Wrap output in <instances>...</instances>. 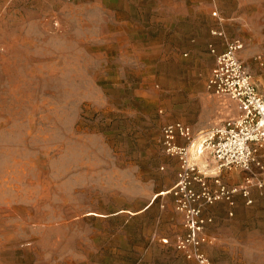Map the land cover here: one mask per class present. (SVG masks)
<instances>
[{"label":"rangeland","instance_id":"rangeland-1","mask_svg":"<svg viewBox=\"0 0 264 264\" xmlns=\"http://www.w3.org/2000/svg\"><path fill=\"white\" fill-rule=\"evenodd\" d=\"M218 37L264 83V0H0V264H193L161 135L236 115L208 89ZM244 171L254 203L213 219V264H264V169Z\"/></svg>","mask_w":264,"mask_h":264},{"label":"built area","instance_id":"built-area-1","mask_svg":"<svg viewBox=\"0 0 264 264\" xmlns=\"http://www.w3.org/2000/svg\"><path fill=\"white\" fill-rule=\"evenodd\" d=\"M243 48L244 42L240 38L228 40L223 51L211 46L216 62L208 79V89L235 101L238 113L233 118L226 119L223 125L209 132L198 131L184 121L168 122L162 128L161 143L166 154L180 160L178 179L166 190L174 196L185 229L174 245L193 264H213L203 245L211 241L206 226L214 218L206 215L204 209L220 200L234 206L237 194L243 195L246 205L254 203L251 176L246 177L244 185L228 186L222 181L220 172L235 167L253 172L254 165L264 169L257 157V152L264 146V95L238 54ZM261 65H264L263 60ZM206 150L216 161L215 171L211 173L207 168L199 167L194 159ZM211 176L215 179V188L210 184ZM258 187L264 191V180H259ZM169 240L163 241L168 243Z\"/></svg>","mask_w":264,"mask_h":264},{"label":"crops","instance_id":"crops-1","mask_svg":"<svg viewBox=\"0 0 264 264\" xmlns=\"http://www.w3.org/2000/svg\"><path fill=\"white\" fill-rule=\"evenodd\" d=\"M218 36H221V35L218 34ZM218 38H220L216 42L217 43V46H218V50L219 51H223V50L226 49L225 39L222 38V37H218ZM240 39L243 40V38H240ZM244 39H245V37H244ZM243 42H245V41L243 40ZM244 45H245V43H244ZM240 52L241 51H239L238 54L240 55L241 59L244 60L243 58H246V57H244V54L241 55L242 53L240 54ZM252 53H254V54H252ZM250 54L253 55V57H256V59H255V65L258 68V66L261 65V62L263 60V57L261 55L254 56V55H257L255 52H250ZM244 63H246V62L244 61ZM261 69H263V68L261 67ZM256 84H257V88H259L260 93L262 95H264L263 78L262 77H256ZM237 113H238V107H237L236 114ZM178 142L182 143L183 140H179ZM194 159H196V162L199 164V167H202L201 164L198 162V160L201 159L200 161L202 163H206L205 165H203V168L204 167L207 168L209 172L215 171L216 161H215V159H213V157H212V155L210 153L209 154L208 153L207 154H204L199 159H198V157H194ZM167 160H169V162H172V163L177 164V166L180 163V160H178L177 157L167 156ZM245 174H247V172H245L242 168L239 169V167L238 168L235 167V169H231V170H222L220 172V176H221L222 181L225 184H227L228 186H236V185H239L240 186V185L246 184V178H244V176H243ZM209 181H210L211 186L215 188L216 187V184H215L214 177L211 176L209 178ZM244 203H245V198L243 197V195L242 194H237L236 195V200H235L234 206L229 205V203L226 202V201H222V202H219V204L217 203V204H214V205H211V206H207L204 209V211H205V214L206 215L212 216L213 218H215L216 216H219V214L221 216H226L228 214L230 215L231 212L235 213L236 212V209H239V208H242V206H245L246 203L245 204ZM218 206H219V208H218ZM206 229H207L208 234L216 235V233H217L216 229H214L213 224H211V223L209 225H207V228ZM210 238L212 239V236H210Z\"/></svg>","mask_w":264,"mask_h":264}]
</instances>
